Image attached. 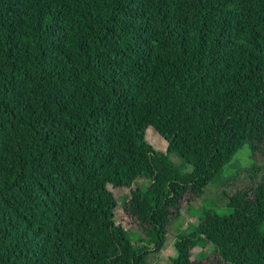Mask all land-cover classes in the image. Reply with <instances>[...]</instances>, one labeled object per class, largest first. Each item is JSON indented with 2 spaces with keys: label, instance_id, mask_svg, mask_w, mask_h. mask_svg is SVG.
<instances>
[{
  "label": "trees",
  "instance_id": "16d2710c",
  "mask_svg": "<svg viewBox=\"0 0 264 264\" xmlns=\"http://www.w3.org/2000/svg\"><path fill=\"white\" fill-rule=\"evenodd\" d=\"M196 197L168 264H264V0H0V264H151Z\"/></svg>",
  "mask_w": 264,
  "mask_h": 264
},
{
  "label": "rangeland",
  "instance_id": "374dc122",
  "mask_svg": "<svg viewBox=\"0 0 264 264\" xmlns=\"http://www.w3.org/2000/svg\"><path fill=\"white\" fill-rule=\"evenodd\" d=\"M144 140L157 152H166V142L155 132V130L146 126L143 129ZM249 150L246 146L239 149L231 160L225 164L220 174H218L213 181L209 182L205 189L204 194L211 198L217 207L222 210L226 209L227 189L225 188L227 181L233 174L239 170L240 167L246 166L249 162ZM167 157L176 165H179L180 159L176 153H167ZM187 167H180L181 171H186ZM223 190V191H222ZM127 189L122 188L115 191L116 208L114 209V218L120 222L127 230V223L129 220L123 214L122 206L127 199ZM188 207H181L178 216L172 220L167 229L166 240L160 251L151 258V264H168V258L175 255L173 243L179 233H185L190 229V225L197 219L202 206L201 198L196 197L189 201ZM133 236L136 237L137 233L134 230H129ZM131 233L129 235L131 236ZM210 247L207 244L201 243L194 247L190 255L192 258H206L209 255Z\"/></svg>",
  "mask_w": 264,
  "mask_h": 264
}]
</instances>
